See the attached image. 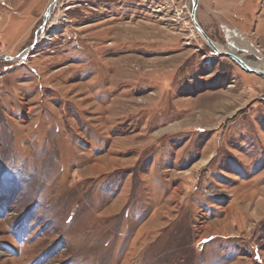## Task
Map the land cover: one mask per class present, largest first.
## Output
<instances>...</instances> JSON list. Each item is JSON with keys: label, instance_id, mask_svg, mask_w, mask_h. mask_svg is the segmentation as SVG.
<instances>
[{"label": "rangeland", "instance_id": "obj_1", "mask_svg": "<svg viewBox=\"0 0 264 264\" xmlns=\"http://www.w3.org/2000/svg\"><path fill=\"white\" fill-rule=\"evenodd\" d=\"M53 1L0 0V264H264V77L192 0Z\"/></svg>", "mask_w": 264, "mask_h": 264}, {"label": "crops", "instance_id": "obj_2", "mask_svg": "<svg viewBox=\"0 0 264 264\" xmlns=\"http://www.w3.org/2000/svg\"><path fill=\"white\" fill-rule=\"evenodd\" d=\"M262 1L199 0L198 20L204 26L202 18L205 21L212 19L219 23L221 35L228 44H234L233 40L239 34L242 38L241 41L254 45L264 57V8H262ZM203 4H205L204 10ZM254 36L259 39V42L256 43ZM240 51L243 52V49L240 48Z\"/></svg>", "mask_w": 264, "mask_h": 264}, {"label": "water", "instance_id": "obj_3", "mask_svg": "<svg viewBox=\"0 0 264 264\" xmlns=\"http://www.w3.org/2000/svg\"><path fill=\"white\" fill-rule=\"evenodd\" d=\"M54 2L56 3L57 0H54ZM198 7H199V0H192L191 19L195 23L197 31L203 37V39L207 42V44L211 47L213 52L216 55L226 56V57L231 58L236 63H238L245 71L252 72V73H255L257 75H260V76L264 77V68L263 69H257L255 67L251 66L243 57H241V55L239 56V54H236L235 52L223 51V50L220 49V47L218 46L220 44L215 42L209 36V34L206 32V30L203 28V26L199 22L198 17H197ZM48 14H49V12H48ZM229 47L230 48H235L236 46L231 43V44H229Z\"/></svg>", "mask_w": 264, "mask_h": 264}, {"label": "bare ground", "instance_id": "obj_4", "mask_svg": "<svg viewBox=\"0 0 264 264\" xmlns=\"http://www.w3.org/2000/svg\"><path fill=\"white\" fill-rule=\"evenodd\" d=\"M55 2L53 1V5H52V9L54 8V6H55ZM192 20V19H191ZM192 23L194 24V26L196 27V25H195V23L193 22V20H192ZM192 24V25H193ZM192 28H193V26H192ZM194 29V28H193ZM197 29V28H196ZM195 31V30H194ZM192 33H194L193 32V30H192ZM199 33V32H198ZM238 39L237 38H235V41H237ZM240 43V44H239ZM238 44H236L237 46L235 47V48H246L249 52L246 54V53H244V55H241V57H243L251 66H253V67H255V68H257V69H263L264 68V66L262 65V62L261 61H256V60H248V59H246V57L245 56H247L249 53H250V51H252L253 49H252V46L247 42V45L245 46L244 45V43L242 42H239ZM219 46V45H218ZM220 47V49L221 50H223V51H231V52H235L236 54H239L238 53V50L237 49H234V48H230V47H222V46H219ZM240 56V55H239Z\"/></svg>", "mask_w": 264, "mask_h": 264}, {"label": "built area", "instance_id": "obj_5", "mask_svg": "<svg viewBox=\"0 0 264 264\" xmlns=\"http://www.w3.org/2000/svg\"><path fill=\"white\" fill-rule=\"evenodd\" d=\"M263 4H264V0H263Z\"/></svg>", "mask_w": 264, "mask_h": 264}]
</instances>
